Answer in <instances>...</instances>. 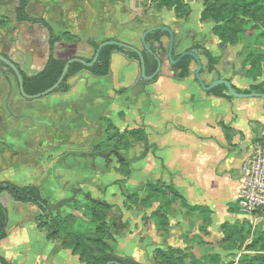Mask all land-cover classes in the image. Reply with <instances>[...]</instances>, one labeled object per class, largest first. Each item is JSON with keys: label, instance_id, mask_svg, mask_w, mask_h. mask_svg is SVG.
<instances>
[{"label": "rangeland", "instance_id": "1", "mask_svg": "<svg viewBox=\"0 0 264 264\" xmlns=\"http://www.w3.org/2000/svg\"><path fill=\"white\" fill-rule=\"evenodd\" d=\"M245 1L263 9L256 20L241 15L245 21L243 26L239 23L241 18L233 22L206 10L212 0H180V10L173 0H31L30 13L40 16L44 11L48 12L50 19H54L55 25L63 31L65 26L73 27V18L76 19L78 27L71 31L75 39L63 41L56 47L64 59L73 56L92 58L94 50L89 51L87 38L98 42L115 38L143 48L141 36L147 28L171 26L176 34V53L192 49L200 55L201 76L207 85L223 77L242 92L254 83L264 88V0ZM13 13L14 0H0V29L5 25V31L0 30V52L7 53L19 64L21 62L23 67L22 62L27 58L19 52L29 49L31 43L37 53L42 52L47 33L38 25H16L11 19ZM11 22L15 26L7 27ZM162 39L167 51L160 54L163 67L156 81H143L136 65L129 75V68L124 69L125 64L115 56L114 70L124 69L126 76L122 78L129 80V86L105 91L100 100L84 103V108L79 103L73 106L72 100L63 95L25 99L20 94L16 77L0 63V75L6 79L11 92L0 98V181L39 185L50 204H58L52 207L54 214L76 213L87 221L85 227L90 221L87 195L104 199L111 204L108 218L113 234L121 235L132 229L136 239L138 226L148 218L153 200L146 206L151 208L143 209L140 204L131 203L135 200L131 195L136 194L140 199L146 197L147 184L154 182L153 162L160 158L159 143L168 138V134L161 135L154 129L155 88L163 86L159 80L170 79L173 85L162 89L184 90L181 79L175 76L174 64L168 58L170 38L165 35ZM199 46L210 50L216 62L211 64L203 50L197 48ZM197 68L198 63L194 60L188 79L198 86V90L205 91L196 80ZM91 76L94 81L91 77H75L78 78L74 84L78 91L85 92L95 84L100 89L109 86L101 81L106 77ZM123 82L120 79L117 84ZM136 84L143 87L133 90ZM145 87L149 91L144 90ZM66 121H70V128L58 126V122ZM165 198L173 197L167 195ZM173 200L179 205L177 199ZM6 201L12 219L9 229L10 224L12 229L25 224V230L22 228L15 234L17 238H37L35 233L40 232L31 221L40 210L30 209L34 205L17 202L10 196ZM26 248L18 252L23 258L22 264H42L47 249L32 247V252H27ZM239 254L225 253L227 264H239L242 258ZM206 264L213 263L207 261Z\"/></svg>", "mask_w": 264, "mask_h": 264}, {"label": "crops", "instance_id": "2", "mask_svg": "<svg viewBox=\"0 0 264 264\" xmlns=\"http://www.w3.org/2000/svg\"><path fill=\"white\" fill-rule=\"evenodd\" d=\"M30 4L28 6L29 13ZM66 16L64 14V17ZM36 17L47 19L59 34L65 31H74V28L78 27L76 19L73 18L72 24L74 26H65L63 31L55 25L54 19L51 20L49 13L46 11ZM11 19L15 21L16 25L27 23L18 22L15 19V13H13ZM12 22L7 27H10V25L14 27L15 25L13 26ZM43 29L47 36L42 33V36L45 37L42 52L37 53L32 43L29 49L19 52L27 58L22 62V68L29 75L39 73L49 57V34L45 28ZM0 30L3 33L5 25H2ZM88 39H86V42ZM61 42L63 41L56 44L54 53L57 58L64 59L59 56L56 48ZM88 48L90 51L92 47ZM115 56L119 57L125 64L124 69L129 68V75L135 65L140 68L139 60L131 59L124 52L117 51L113 53L111 58L110 74L106 76V79L101 80L103 83H109V86L100 89L95 87V84L94 88H87L85 92L78 91V87L74 84L79 77V79L91 77L94 81L91 76L93 74L83 70L70 78L71 89L68 93L54 92L52 94H54V97L66 96L70 101L72 100L73 106L79 103L81 108H84V103H89L93 99L100 100L105 91L108 93V91H112L121 85L129 86V80L122 78L123 75L126 76L123 74L124 69L114 70ZM78 75L82 76L78 77ZM76 76L78 78H75ZM120 79H123L124 82L117 84ZM141 79L145 80L142 77ZM157 79L147 80V82H154ZM159 81L163 83L161 84L162 87H171L174 83L170 79ZM181 81L180 85L184 89L182 91L177 89L164 90L161 86H158L159 89L155 88L153 96L156 103L153 108L154 129L157 132L159 131L158 133L161 135L168 134V138H164L159 143L160 158L155 159L153 162V177L154 182L161 181L172 184L185 197L189 206H200L201 209L191 210L179 198H176L178 205L173 198L168 200L163 196L155 197L148 218H144L145 220L138 226V237L135 239V233L131 232L132 229H127L124 234H114L115 240L111 244L118 255L132 257L143 264L155 262V251L158 248H189L197 258L205 262H210V257L218 254L220 262L227 264L225 253L229 255L231 253L221 248V241L224 238V224L231 227L244 226L250 228L251 237L249 242L254 236L264 232V213H258L261 215L245 213L241 211L238 203L239 191L244 176L243 166L256 153L264 140V100L259 97L239 98L232 95V98H227L216 96L209 94L206 90L203 91L201 88L198 90V86L196 87V84L190 78L181 79ZM140 87H143V85L136 84L133 86V90H138ZM143 89L149 91L147 87ZM6 93L8 96L11 92L8 89L6 79L0 75V98H3ZM58 124L59 127L65 125L70 128V121L58 122ZM9 196L13 199L7 192L1 194V201L6 206V198ZM140 205L143 209L151 208L141 203ZM34 206H30V209H39ZM157 210L165 213L167 220L161 219L160 215L155 214ZM36 215L38 214L33 215L31 223L43 234L35 233L37 234L36 237L40 239L31 240L27 238L23 240L17 238L15 234L22 228L25 230V224L15 226L13 229L11 224L9 229L8 224V236L0 241V254L14 264H22L23 258L18 253L19 250L26 248L28 245H33V248L41 249L45 247L47 249L46 253L43 254L42 264H83L79 256L73 254L71 250L64 249L59 242L47 239L46 233L38 228L35 220ZM10 219L9 211V223ZM166 222L167 225H165ZM121 239L126 240L121 241V243ZM31 248L27 247V252H32ZM238 253H240V257L242 252Z\"/></svg>", "mask_w": 264, "mask_h": 264}, {"label": "trees", "instance_id": "3", "mask_svg": "<svg viewBox=\"0 0 264 264\" xmlns=\"http://www.w3.org/2000/svg\"><path fill=\"white\" fill-rule=\"evenodd\" d=\"M30 1L14 0L15 19L18 22L40 25L47 30L49 34V57L44 68L35 75L27 74L19 63L16 64L22 72L25 91L28 94H37L50 88L59 79L67 62V59H59L55 56L56 44L60 41H72L75 39V35L69 31L59 34L47 19L36 17L29 13L28 6ZM173 3L177 6V10L181 9L180 0H173ZM207 9L209 12L216 13L219 18L234 22L238 18H241V15L252 17L256 20L260 17L263 8L260 6L255 8L252 3L245 0H212ZM239 23L241 26L244 25L245 21L243 18L240 19ZM165 35L170 38L169 32L162 30H157L147 36L148 44L159 56L161 52L167 51L162 39ZM87 43L93 48L95 54L100 42L94 38H89ZM197 48L203 50V53L208 57L211 64L216 62L211 51L206 47L199 46ZM114 51L124 52L129 58L139 60V55L135 51L125 50L117 45H107L101 50L100 56L93 66H86L81 62H73L64 81L55 92L68 93L71 89L70 78L83 70H87L97 77L108 76L111 72V58ZM142 52L145 57L146 72L148 75H151L156 71L158 61L145 47L142 48ZM5 56L9 57L8 54H5ZM180 56L181 54L176 53L175 46L174 59H178ZM84 58L87 61H91L93 57ZM194 60V57L191 55L183 56L177 64H174L175 76L180 79L190 77L192 73L191 64ZM0 63L5 65L3 62ZM5 66L8 67L7 65ZM8 69L16 77L15 72L9 67ZM236 91L241 92L240 90ZM242 92H264V88L258 83ZM208 93L227 98L233 97L225 85H219L208 91ZM261 143L264 145V140ZM4 192L10 194L16 201L27 202L37 206L40 210V214L35 216L38 228L46 233L48 240L59 242L64 249L71 250L73 254L78 255L83 264H106L109 261H118L123 264H143L132 257L120 256L115 252L111 244L115 240V236L108 218L111 210V204L108 201L96 199L91 194L87 195L90 221L88 222L89 225L85 227L84 225L87 224V221L82 216L74 213L66 215L54 214L52 205L43 195L40 186L37 184L19 185L11 180L0 181V241L8 236L9 224L8 207L1 201V194ZM146 192V197L142 199L136 194H132L131 196L135 197V200L131 201V203L148 205L155 197L171 195L174 199H181L185 206H189L185 197L172 184L161 181L149 182ZM189 207L191 210L201 209L200 206ZM155 214L160 215L161 219L167 220L165 213L157 210ZM165 225H167V222ZM223 232L224 238L221 241V248L233 255L236 252H242V258L238 261L239 264H264V232L254 236L250 242V228L246 229L244 226L231 227L228 224H224ZM0 260L7 264H14L1 254ZM220 261L217 255L210 257V262L213 264H224ZM155 264H206V262L197 258L189 248H158L155 251Z\"/></svg>", "mask_w": 264, "mask_h": 264}, {"label": "water", "instance_id": "4", "mask_svg": "<svg viewBox=\"0 0 264 264\" xmlns=\"http://www.w3.org/2000/svg\"><path fill=\"white\" fill-rule=\"evenodd\" d=\"M157 30L167 31L170 34L168 58L172 64H177L178 61L185 55H191L194 57V59L198 63V68L196 69V78H197L198 82L200 83V85L204 88V90L210 91L219 85H225V86H227L230 94L233 96H236L239 98L259 97V98H262L264 100V92H238L234 89L232 82L229 81L227 78L222 77V78L216 79L211 84L207 85L206 82L204 81L203 77L201 76V74H202L201 71L203 69V63H202L200 55L197 52H195L193 50H188V51L183 52L178 59H174V48H175L176 34H175V31L168 25H156V26L149 27L143 32V34L141 36V41H142L143 46L148 50V52H150L153 56H155V58L158 61V67H157L156 71L151 75H148L146 72V62H145V57H144V54L142 52V49L131 44V43L121 41V40H118L115 38L104 40V41L100 42L99 47L96 50L91 61H87L82 56H73V57L68 58L59 79L50 88H48L45 91H42L40 93H37V94H28L25 91L23 75H22V72L19 69V67L17 66L15 61H13L10 57H7V56H5V54L0 52V62H3L5 65H7L10 69H12L15 72V75L17 77L18 84H19L20 94L25 99H28V100L39 99V98H42V97H45V96H48V95L54 93L55 90L59 87V85L64 81L66 75L69 72V68L73 62H81L82 64H84L86 66H93L96 63V61L98 60L100 53H101V50L107 45H117V46L124 48L125 50L135 51L139 55L141 77L145 80H155V78H157L160 75V72H161V69L163 66V60H162L161 56H159L157 53H155L153 51V49L151 48V46L148 44L147 36L150 33H153ZM56 206H58V204L52 205L51 207H56ZM0 264H7V263H4L2 260H0ZM106 264H123V263L118 262V261H109Z\"/></svg>", "mask_w": 264, "mask_h": 264}, {"label": "built area", "instance_id": "5", "mask_svg": "<svg viewBox=\"0 0 264 264\" xmlns=\"http://www.w3.org/2000/svg\"><path fill=\"white\" fill-rule=\"evenodd\" d=\"M244 176L239 191L241 211L264 213V145L243 166Z\"/></svg>", "mask_w": 264, "mask_h": 264}, {"label": "flooded vegetation", "instance_id": "6", "mask_svg": "<svg viewBox=\"0 0 264 264\" xmlns=\"http://www.w3.org/2000/svg\"><path fill=\"white\" fill-rule=\"evenodd\" d=\"M4 54V53H3ZM8 68V67H7ZM18 81V80H17ZM19 85V84H18Z\"/></svg>", "mask_w": 264, "mask_h": 264}]
</instances>
